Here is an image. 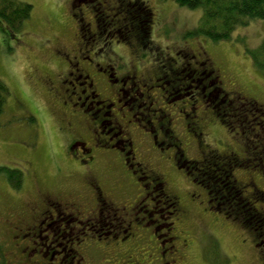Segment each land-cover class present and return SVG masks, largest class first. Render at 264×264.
<instances>
[{
  "label": "rangeland",
  "instance_id": "374dc122",
  "mask_svg": "<svg viewBox=\"0 0 264 264\" xmlns=\"http://www.w3.org/2000/svg\"><path fill=\"white\" fill-rule=\"evenodd\" d=\"M21 1L32 6L29 18L24 21L19 32H15L16 36H3L0 32V80L8 91L4 110L0 114V244L2 243L3 250H10L6 242L4 245L3 239L9 237L10 228L6 219L11 215L27 210L29 206L42 205L45 197L54 199L76 193L90 194L83 179L87 169L74 170L75 166H70L67 161L65 145H61L64 141L61 137L65 135L60 130V113L63 108L41 82L42 76H54L64 69V63L56 57L57 51L62 47L69 50L77 46L80 28L72 17V11L79 9L76 12L79 13L77 18H84L81 25L93 28V7L101 6L100 9L107 13L106 8L127 3L129 10L139 2L142 6L146 5L151 14L148 23L149 38L143 45H138L135 39L123 38L127 33L118 29L113 30L114 33L110 35L107 23L111 25L117 15L122 13L121 9L112 11L115 14L107 17L106 22H101V27L105 30L103 34L109 33L111 41H120V44L113 43L115 56L127 63L129 70L136 71L138 78L146 81L168 71L169 64L178 73L177 77H181L183 73L189 74L188 70H193L195 63L203 62L201 67L204 73L214 68L216 74L223 79L220 86L223 93H220L218 84L214 83V77L206 79L203 77L204 73L198 77V90L194 93L191 89L196 84L191 80L186 81L184 76L182 78L186 80H161L156 84L151 83L152 87L147 89L153 101L148 112L155 117L165 115L162 118L164 123L166 120L170 121L169 128L184 143L182 149L184 158L187 159L183 163L176 162L180 170L173 165L174 161L154 163L159 173L167 178L170 192L182 198V206L187 210L185 216L174 220L169 215L172 209L163 204L160 231L162 234L168 232L165 231L168 227L166 223L175 222L172 234L177 236L176 247L183 243L186 246L179 253L181 263L263 264L260 251L258 253L256 247H253L255 242H261L260 238L258 241L254 240L252 234L243 228V220L235 223L229 217L225 219L226 213L221 215L217 209L213 210L216 207L215 201L213 207L212 202H207V192L213 193V185L220 180L226 186L231 184L228 177L222 178V175L210 172L208 175L211 177L202 183L199 178L201 173L198 172L200 170L190 171L186 164L194 162L196 165L198 161L201 162L204 159L201 149L216 151L221 155H233L236 163H240L233 169L237 182L244 184L252 181L264 193V131L258 125L259 118L255 117L257 114L252 111L248 117L251 120L244 118L246 121L243 123L231 121V129L222 122L228 118V106L231 107L235 102L234 108L241 109V101L235 99L230 103V99L223 97L225 93L240 92L264 110V71L253 64L250 54L263 43L264 20L254 19L247 25L235 28L229 39L216 42L203 35L191 34L200 25V9L185 8L172 0H80L79 5L78 0H74L78 5L74 9L72 0ZM128 41L132 43L131 46L127 44ZM191 54L201 55L193 60L189 56ZM207 83L209 86H206ZM192 84L193 87L188 89ZM203 86L206 87L201 93ZM254 124L256 128H253ZM188 126L192 128L189 129ZM139 127L143 129L141 124ZM192 129L204 132L199 139L200 143L196 141V131L192 132ZM257 132L262 136H258ZM175 150L178 151L176 148ZM152 154L156 158L160 156L155 152ZM248 158L251 163H243ZM204 169L207 173L208 168ZM120 170L119 166L95 169L102 176L106 190H111L117 199L127 197L128 201H134L130 198L136 197L138 192L127 188L128 179L125 181L118 174ZM10 172L15 180L21 179L19 187L10 180ZM205 186L206 192L202 190ZM216 189L220 196L226 198L223 190L218 187ZM259 199L256 197L254 206L261 212L264 210V201L261 196ZM225 203L227 201L223 199V203L217 206H224ZM240 204L245 209L249 208L242 198ZM208 207L212 208L213 213L209 212ZM250 220L251 223L246 222V225L255 227L256 220ZM262 246L264 249V241ZM147 251L140 245L133 254L140 262L144 258L143 264H148L150 259L146 256ZM87 260L90 264H100L103 258L96 259L88 254Z\"/></svg>",
  "mask_w": 264,
  "mask_h": 264
},
{
  "label": "flooded vegetation",
  "instance_id": "af4514ba",
  "mask_svg": "<svg viewBox=\"0 0 264 264\" xmlns=\"http://www.w3.org/2000/svg\"><path fill=\"white\" fill-rule=\"evenodd\" d=\"M73 1L72 8L80 4V0L77 1L78 5ZM126 4L106 8L107 13L100 9L101 6L93 7L94 29L87 24L79 29L77 46L69 50L62 47L57 51L56 57L64 63V69L54 76L41 78L47 91L56 97L63 108L60 113V130L65 135L61 137L64 140L61 145H65L67 161L70 166H75L74 170L87 169L83 179L90 194L76 193L54 199L45 197L42 205L29 206L27 210L6 219L10 233L3 242L4 245L8 244L10 250H4V264H90L88 254L96 259L103 258L100 264H143L144 258L140 262L133 254L140 245L148 250V264H185L179 261V256L186 246L183 243L176 247L177 236L172 234L175 222L166 223L168 227L165 231L168 232L162 234L160 215L164 211L161 208L163 204L172 209L169 215L174 220L185 216L187 210L182 206V198L170 192L167 178L154 165L161 161H174L173 165L179 169L176 162L183 163L187 160L182 149L184 143L169 128L170 121L162 122L165 115L155 117L148 112L153 101L147 89L152 87L151 83L156 84L161 80L179 82L187 78L186 81L191 80L196 84L191 92H197L198 77L204 73L201 67L203 62L195 63V68L188 70L189 74L183 73L184 79L182 75L177 77L178 73L170 68L169 61H165L169 64L165 73L161 70L163 73L156 78L146 81L139 79L136 71L129 70L127 63L115 56L113 43L120 44V41H111L109 33L103 34L105 30L100 27L98 17L99 12L110 17L115 14L112 11H123L124 7L128 11L129 6ZM76 10L72 11V17L80 26L84 18H77L79 13L76 12L79 9ZM124 38L136 37L126 34ZM135 40L138 45L141 44L139 39ZM127 44L132 45L130 41ZM200 55L189 56L196 60ZM209 71L203 77H214V83L218 84L220 93H223L224 90L220 87L223 79L216 74L214 68ZM208 83L206 86H209ZM206 86L201 88V93ZM191 87L193 84L188 89ZM225 94V98L241 101V111L246 114L247 98L244 95L236 91ZM244 121L246 120L239 123ZM261 121L263 119L258 121L260 126ZM140 124L143 129L139 127ZM195 131L196 141L200 143L199 139L204 132L192 129V132ZM246 139L248 140L247 135ZM168 148L170 149L167 150ZM201 150L204 159L196 165L188 162L186 166H190L189 169L193 172L204 171L205 167L212 169L209 159H215L219 164L218 174L222 178L228 177L231 183L226 186L220 180L216 185L225 192L226 198L220 196L216 200V197L213 199L207 192V202H212V207L214 201L216 203L217 208L214 206L213 210L217 209L221 215L226 213L224 218L229 217L235 223L241 220L251 223V218H264V212L254 206L256 197L261 196L264 201V193H260L252 181L244 184L237 182L233 169L240 163H236V158L216 151ZM152 152L160 155L159 158ZM214 153L216 157L211 158ZM248 161L251 163L250 158L243 160V163ZM103 166H119L121 170L118 174L129 181L125 180L127 188L138 192L136 197L130 198L134 201H128L127 197L117 199L111 190L104 188L102 176L95 171ZM204 188L202 190L206 192V186ZM222 198L227 203L217 206L223 203ZM240 198L249 206L248 209L240 204ZM208 208L213 213L212 208ZM254 238L258 241L259 237L256 235ZM253 247H256L258 253L260 251L259 254L264 259L262 241L255 242Z\"/></svg>",
  "mask_w": 264,
  "mask_h": 264
},
{
  "label": "trees",
  "instance_id": "16d2710c",
  "mask_svg": "<svg viewBox=\"0 0 264 264\" xmlns=\"http://www.w3.org/2000/svg\"><path fill=\"white\" fill-rule=\"evenodd\" d=\"M172 1L174 3H177L179 6L185 8H190L193 10L200 9L202 12L200 25L191 34L195 36L203 35L207 37L209 40L211 39L212 41H216V42L229 39L231 36V32L235 28L247 25L254 19L264 20V0H172ZM136 4L137 6H135V8L129 9L128 11L124 7L122 13L117 15V17L114 19V22L111 23V25L108 22L106 27L110 28L111 33H114L113 30L116 31L117 29L122 31V33L126 32L130 37L133 38L136 37L135 39H139V42L141 43V45H143L146 42V40H148L149 38L147 35L149 33L148 23L150 21L151 14H150V10L146 5L142 6V4H140L139 2ZM31 8H32L31 4L26 1L0 0V32L4 34L3 36L5 35L16 36L15 32H19V29L23 26L24 21L29 18L32 11ZM98 17H100L99 20L101 27V22L103 21L106 22L107 17L104 16L102 13H100ZM112 25H114V28H111ZM82 27H83L82 25L79 26L80 29H82ZM262 42L263 43L258 48L250 52V54L253 60V64H255L258 69L264 71V39ZM7 92H8L7 86H5L4 83L0 80V114L4 110L3 106L6 101ZM231 100L232 99H230V103L234 102L233 100L232 101ZM234 105L235 102L233 105H231V107L228 106L227 108L228 118L222 121L223 124L227 126V128L229 129L231 128V126L229 125L231 121L237 120L239 122L244 120V118H246L247 121L251 120L248 117L249 115H251L250 113L254 111V113L257 114L255 115V117L259 118L258 120L263 119V122H261L260 129L264 131V125H263L264 110L262 107H260L257 104L254 105V103L251 102V100L249 99H245V108H246V114H245L241 111V109L239 110L235 109ZM254 127L256 128L255 125H253V128ZM257 134L258 136H262V134H260L259 132H257ZM260 145H262V142L260 143ZM261 148L263 149V147ZM215 157L216 155L212 156L211 158H215ZM209 161L212 164L211 165L212 169H208L207 173L202 170L199 171V173H201V176L199 178H201L200 180L202 183H205V181H207L208 178L211 177L210 175H208L210 172L213 173L214 175H218L217 167L219 164L215 159H209ZM12 175L13 173L9 175L11 176L10 180L12 181V183H14L16 187H19L21 184L20 183L21 179L18 178L15 180L14 177H12ZM216 185H213L214 186L212 190L213 193L210 192L211 195L210 197H212L213 199H215L216 197L217 200L219 199L221 194H219V190L216 189V187H218ZM257 198L259 199V197ZM261 211L264 212V210ZM262 219L264 218L262 217L261 220ZM261 220L256 219L257 230L256 227H253L252 225L251 226L246 225L247 224L246 222H248L247 220L242 221V223H244V225L242 226L252 234L253 238L256 237L257 235V237L260 238V241H264V238H262V236H264V220H262L263 222L260 223ZM248 224L250 223L248 222ZM3 253H4L3 247L2 245H0V264L5 263Z\"/></svg>",
  "mask_w": 264,
  "mask_h": 264
}]
</instances>
